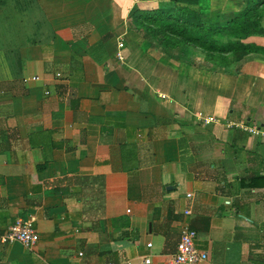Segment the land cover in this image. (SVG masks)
Masks as SVG:
<instances>
[{"label":"crops","instance_id":"1","mask_svg":"<svg viewBox=\"0 0 264 264\" xmlns=\"http://www.w3.org/2000/svg\"><path fill=\"white\" fill-rule=\"evenodd\" d=\"M222 1L22 0L0 44V234L22 218L39 241L0 242V264H170L184 224L198 264H264V54L218 64L153 31L227 21Z\"/></svg>","mask_w":264,"mask_h":264},{"label":"trees","instance_id":"2","mask_svg":"<svg viewBox=\"0 0 264 264\" xmlns=\"http://www.w3.org/2000/svg\"><path fill=\"white\" fill-rule=\"evenodd\" d=\"M263 14L264 0H248L240 14L225 25L215 21L208 27L190 9L174 16H155L152 23L157 29L153 31L164 34L165 39L200 47L211 62L227 64L251 53L264 54L263 45L247 42L253 35H264Z\"/></svg>","mask_w":264,"mask_h":264},{"label":"built area","instance_id":"3","mask_svg":"<svg viewBox=\"0 0 264 264\" xmlns=\"http://www.w3.org/2000/svg\"><path fill=\"white\" fill-rule=\"evenodd\" d=\"M123 43H120V48ZM118 57L123 58L122 52H118ZM258 133V130L251 129ZM264 135V132H261ZM189 213V211H186ZM197 233L188 224H184L181 231L177 250L169 258L170 264H198L208 258V253L198 248L196 244ZM39 241V234L31 220L19 218L11 224L4 233L0 234V242L14 243L21 242L28 248L34 247ZM145 264L151 263V258L144 259ZM131 264V263H129Z\"/></svg>","mask_w":264,"mask_h":264},{"label":"rangeland","instance_id":"4","mask_svg":"<svg viewBox=\"0 0 264 264\" xmlns=\"http://www.w3.org/2000/svg\"><path fill=\"white\" fill-rule=\"evenodd\" d=\"M245 0H226V1H222V5H221V10L224 12V18H228L229 20H223L221 22L222 25H225L226 22L230 21L232 16L233 18L238 16V14H240V12L242 11L241 9L243 8V4H244ZM23 9H24V5L22 0H14L11 3H8L7 6H5L4 8L2 6H0V32L2 31L3 36H0V44L1 41L3 40L4 36H5V31L6 30H10L11 27H17L19 25L18 22H20L21 20H23L24 18V14H23ZM17 23V24H16ZM262 24L264 26V17L262 18ZM210 23H207V26L209 27ZM6 40H9L11 38L6 37ZM21 38H12V41H20ZM247 42H255L258 44H262L264 45V35H253L251 36ZM15 43V42H14ZM192 60H194V65H197V63H199V59L198 57L196 58L194 55H192ZM208 66H211V63H208ZM201 71V69H199ZM206 73L211 74L210 76L214 77L215 76V72L214 70L210 71L211 73H209V69L205 68Z\"/></svg>","mask_w":264,"mask_h":264}]
</instances>
